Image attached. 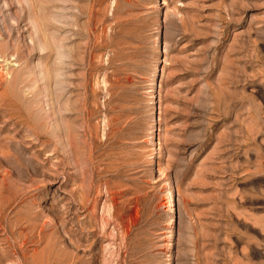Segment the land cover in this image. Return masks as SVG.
<instances>
[{
    "label": "rangeland",
    "instance_id": "rangeland-1",
    "mask_svg": "<svg viewBox=\"0 0 264 264\" xmlns=\"http://www.w3.org/2000/svg\"><path fill=\"white\" fill-rule=\"evenodd\" d=\"M0 264H264V0H0Z\"/></svg>",
    "mask_w": 264,
    "mask_h": 264
},
{
    "label": "bare ground",
    "instance_id": "bare-ground-1",
    "mask_svg": "<svg viewBox=\"0 0 264 264\" xmlns=\"http://www.w3.org/2000/svg\"><path fill=\"white\" fill-rule=\"evenodd\" d=\"M16 149V148H15ZM17 151V150H16ZM2 162V161H1Z\"/></svg>",
    "mask_w": 264,
    "mask_h": 264
}]
</instances>
